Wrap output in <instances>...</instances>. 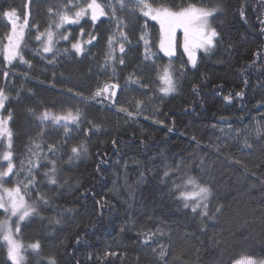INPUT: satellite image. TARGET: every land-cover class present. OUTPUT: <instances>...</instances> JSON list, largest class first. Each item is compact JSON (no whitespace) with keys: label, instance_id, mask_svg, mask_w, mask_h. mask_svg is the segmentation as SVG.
<instances>
[{"label":"trees","instance_id":"16d2710c","mask_svg":"<svg viewBox=\"0 0 264 264\" xmlns=\"http://www.w3.org/2000/svg\"><path fill=\"white\" fill-rule=\"evenodd\" d=\"M148 2L220 10L213 16L220 39L211 52H198L194 68L187 58L173 64L176 91L167 95L160 92L157 76L164 56L159 24L150 20L144 29L161 54L155 62L147 58L144 44H138L145 21L133 11L135 0H126L127 9L116 11L125 25L119 30L131 42L116 37L125 46V65L110 61L103 67L109 60L108 38L117 31L106 5H115L116 0H97L108 14L101 18L103 23L94 27L82 18L79 26L66 22L60 28L56 27L60 16L74 18L79 10L66 9L67 0H0V73L9 72L8 78L0 74V89L8 97L1 114L13 116L8 123L13 163L25 156L36 133L43 132L38 124L33 132L35 111L81 110L80 122L71 124L67 135L45 131L46 147L33 173L39 192L27 197L39 215L20 224L27 264H45L50 258L56 264H227L237 253L264 259V107H258L264 102V24L258 23L264 18V4L260 0ZM10 10L20 17L19 27L27 15L20 54L29 64L19 58L9 64L5 59L11 24L3 13ZM35 25L40 32L53 33L56 55L42 52ZM81 27L100 38L96 46L85 47L88 55H74L71 45L60 39L61 34L71 33L76 37L73 43H83L88 37H80ZM119 43L114 45L116 61L121 58ZM130 75L147 85L143 89L129 83L120 95L116 107L127 109L132 117L75 96L91 97L102 81L123 87ZM240 92L243 97L238 98ZM229 96L232 99L226 100ZM226 125L227 131H221ZM81 144L87 153L70 162L71 148ZM5 145L1 139L0 154L7 150ZM47 145H57L56 153L49 152ZM49 161L56 162L57 185L49 184L44 175L52 170ZM0 167L6 163L0 161ZM201 168L211 178L208 215L214 219L184 208L175 189L186 176L203 183ZM166 171L169 177L164 176ZM38 195L48 203H40ZM217 206H222L221 213L214 211ZM5 218L0 210V221ZM148 234L160 236L158 252L146 243ZM37 241L38 253L27 248ZM0 264H12L2 232Z\"/></svg>","mask_w":264,"mask_h":264},{"label":"snow or ice","instance_id":"6c2138e0","mask_svg":"<svg viewBox=\"0 0 264 264\" xmlns=\"http://www.w3.org/2000/svg\"><path fill=\"white\" fill-rule=\"evenodd\" d=\"M261 4H264V0H260ZM111 11V17H108L110 22L114 23L117 26V31L114 33V36L108 38V48H109V60H106L105 63L108 64L111 62H118L120 65H125V61L122 58L125 53V46L123 43H119V40L116 38L117 35L119 39L124 40L127 43H131L128 40V36L125 32L120 31V28L125 27L123 21L116 16L117 8L121 10L127 9L128 5L126 0H116V4L113 5L109 3L106 5ZM66 9H79L75 11L74 18L69 17L68 15L60 16V24H57L56 27L60 28L66 22L69 25L79 26L82 18L85 19V22L91 23L94 27L97 25V22L103 23L102 17H107L108 14L105 12L104 7L97 3V0H84V3H80L79 0L73 2V0H67V3L64 6ZM51 11V9L49 10ZM134 12H137L141 18L144 19L145 23L142 28V34L139 37V43H143L145 46L146 52L150 47V42L148 39V33L144 29L147 28L149 21H157L161 27V30L164 34V39L161 40L160 49L163 53L170 59L169 64L161 65L159 71L157 72L158 79L163 82V87L160 88V92L167 95L169 93L176 91V82L173 79V65L171 64V59L176 58V44H175V33L178 29L182 30L183 33V43H182V55L186 54L188 63L194 68L197 64V57L199 50H203L204 53L209 52L213 47H215L216 41L220 39V33L216 30L215 27H212L209 23V18L213 17L214 13H218L220 10L213 8H198L195 5H190L186 8H180L178 11H173L170 8L166 7L164 4H160L158 7H154L153 4L149 3L148 0H135ZM7 17L8 21L11 24V33L7 35L6 39L8 41L7 45L4 47V56L9 64L13 60L19 58L24 64H29L28 61L23 59V56L20 54V42L23 39V31H18V20L20 17L16 14L15 10L6 11L3 13ZM243 18V13H241ZM258 23L264 24V18L259 19ZM23 26H28L27 15L23 21ZM34 31L38 33L35 36V40L42 44V52L52 53L56 55V52L53 50V33L51 31L40 32L39 25L34 26ZM264 32V28H262ZM80 37L87 36L88 39L83 43L80 40L73 43L72 40L76 39L73 34L68 33L67 35L61 34L60 39L64 42H67L71 45V49L75 50L73 54H82L88 55L85 52V47H94L100 43V38H98L92 32L85 33L84 29L80 28ZM46 37V39H42ZM119 43V53L121 58L116 61L115 56L113 55L114 45ZM59 51V50H57ZM65 52L69 51L68 49L64 50ZM48 63H55V61H48ZM183 68H181V72ZM2 74L5 78L9 77V72L2 71ZM116 73L113 69L112 77L115 79ZM129 83H135L143 89H147V85L143 84L138 78L133 80L130 75L124 82L122 87L120 83H108V82H99L101 86L91 95V97H83L79 93H76L75 96L82 101H88L89 99L97 103H106L111 106L112 109L118 110L120 112L126 113L129 117H132V113L128 112L125 108H117L119 103L117 98V93L119 92L122 96ZM71 92V90H69ZM238 98L243 97V93H236ZM226 100H231L232 97H226ZM8 100V97L5 95L3 89H0V109H4L5 102ZM140 105L137 103V108L139 109ZM258 107H264V102L260 103ZM264 118V117H262ZM13 119L12 113L9 112L7 118L0 117V138L6 140L5 147L7 148L2 154H0V161L6 163V167H0V210H3L5 214V219L0 221V232L3 233V241L7 245V255L8 259L12 264H27L26 257L23 255L25 250V245H23L16 236L20 233V224L23 223L26 219L39 215L35 207L28 204L24 199V194H31L32 192H39L33 172L38 170L39 163L29 161L31 164L30 168H25L24 162L20 161L19 166L13 163V151H12V137L13 133L11 129L7 126L9 121ZM38 119L40 121H52L59 124L60 121L71 122L73 124H78L81 120V114L77 111L73 114L69 111L65 115H54L53 113L45 110ZM226 123V121H225ZM65 130L67 135V125L65 124ZM171 131V129H169ZM112 144L115 146L116 141L113 140ZM48 151L55 154L57 151V145H47ZM87 147L81 144L79 147H72L70 157V162L74 159H79L81 153H87ZM18 159V157H17ZM52 165V170L44 175L48 178V183L51 185H57L56 180V162L49 161ZM104 162L101 161V165ZM101 165H97V170ZM27 173L23 181H16L14 187H5V183H11L12 178L23 174L21 172ZM199 179L203 183L198 182L196 177L186 176L183 178L182 185H176L175 189L179 192V199L182 201L184 208L190 209L193 213L199 214L202 217H207L208 219H214L208 215V201L212 197L213 192L210 187L211 178L207 176V173L203 171V168L199 169ZM173 172L171 175H175ZM165 177H169L170 173L165 172ZM190 187L192 191H181V188ZM23 188V193H22ZM36 199L42 203L47 204L48 201L45 200L43 195H38ZM214 211L216 213H221L223 211L222 206L215 207ZM15 217V219H13ZM59 223V221H57ZM159 231V230H158ZM79 243V241H77ZM27 248L39 252L41 248L40 243L37 241L33 244L27 246ZM109 255V254H105ZM45 264H56L54 258H50L45 262ZM227 264H264V259H257L255 255H245L242 253L234 254L229 257Z\"/></svg>","mask_w":264,"mask_h":264},{"label":"rangeland","instance_id":"374dc122","mask_svg":"<svg viewBox=\"0 0 264 264\" xmlns=\"http://www.w3.org/2000/svg\"><path fill=\"white\" fill-rule=\"evenodd\" d=\"M190 5H195L196 7L198 8H210V7H207V6H204V5H197V4H190ZM190 5H187V6H180L179 8H173V7H170L168 6V8H170L171 10L173 11H178L180 8H186V7H189ZM154 7H158V6H155L153 5ZM167 7V6H166ZM212 8V7H211ZM215 14V13H214ZM214 16V15H213ZM157 22V21H156ZM209 23L211 24L212 27H215V24H214V19L213 17H210L209 18ZM159 24V23H158ZM160 27V25H159ZM22 30L24 32L25 28L23 25H20V27H18V31ZM160 32H161V37H160V43H161V40H163L165 37H164V34L161 30V27H160ZM54 38V37H53ZM175 44H176V58L174 59H171V64L175 65L177 63V61H181L182 58H187L186 54H183L182 55V43H183V33H182V30L178 29L175 33ZM8 43V42H7ZM217 43V41H216ZM7 45V44H6ZM216 45V44H215ZM214 48V47H213ZM213 48L209 51L211 52L213 50ZM161 50V49H160ZM199 51H202V50H199ZM162 54L163 51L161 50ZM147 54V58L149 60H152V61H158L157 60V57L160 56L161 54H157V52L153 49L152 45L150 44V47L148 49V51L146 52ZM163 60H161L160 62H158L159 64V68L161 65H167L169 64L170 62V59L164 54ZM105 65V62L103 64H101V67H103ZM107 65V64H106ZM173 79L175 81V76L173 74ZM163 82L161 81V87H163ZM117 98H118V101L121 100L120 98V94L119 92L117 93ZM103 105H108L106 103H101ZM109 106V105H108ZM51 113H53L54 115H65L67 114L69 111H71L73 114H75L77 111L80 112L81 114V110H79V107L76 108H65V109H61V110H56V111H52V110H49V109H45ZM45 110H42V111H35V114H34V117H33V122L35 123L34 125V133H36V125L38 124V126L40 127L39 129H42V133L41 134H37L32 138V140H30V143L28 144L29 147H28V150L25 154V156L19 158L16 162V165L19 166L20 164V161H23L24 162V166L25 168H30L31 167V164L29 163V161H33V162H38L39 158H40V155L44 152L45 150V147H46V144H44L43 140L45 138V131L46 130H49L50 134H54V133H57V132H60V131H66L65 130V124L67 125V129L69 128V126H71V122H64V121H60L59 124H57L56 122L52 121L51 119H49L48 121H40L38 119V117L45 111ZM0 117H3L6 119V117H4V115L1 114V109H0ZM9 127V125H7ZM229 128L228 125L226 126H222L221 127V131L225 132L227 131V129ZM48 134V131L46 132ZM3 140L5 141L3 138H0V140ZM7 143V142H6ZM21 172L23 174L19 175V176H16V177H13L12 178V182L11 183H5V187H14L15 186V183L16 181H23L25 179V176L27 173L23 172V170H21ZM34 173V172H33ZM22 193H23V188H22ZM30 195L29 194H24V199L25 201L27 202V197H29ZM14 218V217H13ZM20 237V233L18 236H16V239H19ZM146 243L156 252H158L160 249H162V246L160 245L161 242H160V236L159 235H152V234H148L147 235V238H146ZM21 242V241H20ZM257 259H263V258H258L256 257Z\"/></svg>","mask_w":264,"mask_h":264}]
</instances>
